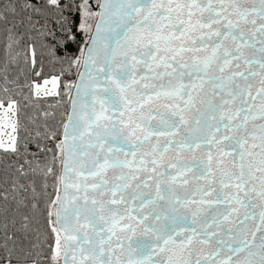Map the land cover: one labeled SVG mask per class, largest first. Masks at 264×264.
I'll list each match as a JSON object with an SVG mask.
<instances>
[{"label": "snow or ice", "instance_id": "obj_1", "mask_svg": "<svg viewBox=\"0 0 264 264\" xmlns=\"http://www.w3.org/2000/svg\"><path fill=\"white\" fill-rule=\"evenodd\" d=\"M111 2L101 5L96 34L90 35L87 12H81L78 24L63 15L75 10L71 0L63 6L61 0H0L6 54L35 32L54 57V71L71 75L82 66L77 89L86 78L90 81V91H78L72 99L63 139L54 149L38 141L34 159H25L33 173L39 169L45 176L47 225L54 234V244L48 245L51 264H264V0H123L115 10ZM37 17L44 20L39 28ZM105 38L109 43L100 63L96 44ZM242 64L247 75L239 71ZM256 77L258 86L240 83ZM49 82L55 86L58 78ZM220 92L231 99L218 106L209 97ZM15 106L10 101L7 112L15 115ZM11 127L15 132L16 124ZM0 149L19 158L15 136L7 143L0 140ZM195 149L205 155L181 159L183 150ZM29 169L4 165L0 264H42L39 244L24 247L16 235L23 229L28 239L29 224L17 229L15 216L28 207L20 177L26 178ZM188 173L205 183L185 187L190 181L181 178ZM49 176L52 192L47 191ZM34 183L28 187L35 196ZM178 188H184L183 195ZM253 196L261 211L259 224L249 231L257 207ZM193 204L205 207L189 219ZM37 207L32 203L33 210ZM239 208L248 211L236 224L232 217ZM140 226L141 237L133 239ZM33 231L38 242L47 236ZM129 232L132 236H125ZM122 236L128 240L126 249ZM196 245L210 250L205 254ZM225 247L235 261L222 257Z\"/></svg>", "mask_w": 264, "mask_h": 264}, {"label": "trees", "instance_id": "obj_2", "mask_svg": "<svg viewBox=\"0 0 264 264\" xmlns=\"http://www.w3.org/2000/svg\"><path fill=\"white\" fill-rule=\"evenodd\" d=\"M69 2L70 0H61V5L63 6ZM71 2L76 5L75 10H65L63 15L73 18L78 24L80 18L79 0H71ZM53 11L55 10L53 9ZM37 19L40 20V23L37 24L39 28L44 24V20L39 17ZM49 27L55 28L54 20H49ZM20 31L23 32L24 29H20ZM30 34L32 35V39H28V36L25 35L19 44L13 45L8 50L7 54L4 51V43L0 40V101H3L4 104L10 101L15 102V134L19 151V158H17V153L11 151L4 152L0 149V180L5 175V163L23 165L25 169H29V166L25 164V159L29 161L34 159L31 153L37 151L35 145L38 141L47 147L55 148L56 143L59 142L68 111L72 84L79 69L74 68L71 75H61L58 71H54V57L41 43L44 38L35 32H31ZM51 76L58 78L57 93L54 95H34L33 83L41 82L43 79ZM5 77L7 81H5ZM4 88H7L8 91L5 92ZM52 133H56L55 139L48 138ZM25 146L27 147V151H25ZM51 155V153H48L49 163H51ZM38 159L43 162L45 159L44 154H41ZM33 180L35 181L33 186L36 188L35 196L32 188L28 187ZM47 181V191L52 192V178L50 176L47 177ZM44 182L45 176L39 169L35 173L29 169L26 178L20 177V183L27 187L26 192L21 191V196L25 198V203L28 207H21L19 209V212L15 216V227L20 229L21 224H29L27 240L24 239L23 229L16 233L19 242L24 247H31L33 243H38L39 247L36 251L43 253L41 256L42 264H51L49 258L51 249L48 245L54 244V234L47 225V210L45 206L47 197L43 195L45 192ZM32 203H37L38 207L36 210L31 208ZM11 207H15V205L12 204ZM24 215L29 216L28 221L22 219ZM33 229L46 233V238L42 235L38 242L35 239L36 232ZM28 264H32V261L29 260ZM58 264H60V261Z\"/></svg>", "mask_w": 264, "mask_h": 264}, {"label": "water", "instance_id": "obj_3", "mask_svg": "<svg viewBox=\"0 0 264 264\" xmlns=\"http://www.w3.org/2000/svg\"><path fill=\"white\" fill-rule=\"evenodd\" d=\"M122 2H123V0H112L111 6H112L113 10H115V8ZM105 3H106V0H99L98 3H97V6L95 7L96 16H95V20H94L93 26L91 28L90 35H95L96 34V23L100 20V15L103 14V12H104V10L101 8V5L105 4ZM247 27H251V26L249 25ZM102 35L106 36V33H102ZM108 43L109 42H108V40L106 38L97 40L96 48H97V50L99 52V55L96 58H97V61L100 62V63H102L103 60H104L105 49L107 48ZM249 55H251V52H249ZM235 63H236V61L233 62V70H235V67H234ZM252 70L258 71V66H254ZM82 71H84V68L81 66V67H79V69L77 71V74L75 76L74 82L72 84V88H71L70 96H69L68 111H67V114H66V118H65V121H64V124H63V128H62V131H61V135H60L59 141L63 139L64 125L66 123H68V117H69V115H71L73 113L72 99L77 96L78 91H85V90L90 91V89H88V87H87V85L90 83L88 78L85 79L84 85L82 86V88L80 90H78L77 87H76V85L78 83H80V81H79V72H82ZM239 71H243L247 75L249 70H248L247 66L242 64L241 68L239 69ZM217 74L219 75V73H217ZM225 74L227 75L228 73L226 72ZM240 83L242 85H244L246 83H252V84L258 86L259 77H256L253 80H250V81H247V82H245L243 80H240ZM205 87L209 91H211L212 88H213V86L210 85V84L205 85ZM209 99L213 100V102L216 103L219 106L220 104H222V102L224 100H230L231 97L227 96L224 92H220L217 96L209 97ZM81 103H82L81 101L77 102V111H79V109L81 107ZM152 107H156V105H152ZM161 111H163V109H161ZM145 112H147V108L145 109ZM153 123H155V121H153ZM257 123H261V121H257ZM169 138L171 139L173 137H169ZM174 138L177 139V140L180 139L179 136H176ZM84 139L87 140L88 137L85 136ZM161 139H164V138H161ZM153 142H155V141H153ZM86 150L89 151V152H95L96 151V149H94V148H90V149H86ZM118 155L120 156L121 159H125V156L122 153H120ZM168 155L170 157H172L173 162H175V159H176L175 152L174 151H170L168 153ZM204 155H205V153L203 151H201L200 149H195L194 151H191V152L187 151V150H183L182 151V155H181V159H183L184 161H190L193 157L202 158ZM127 158L131 159L130 156L127 157ZM225 164L228 167H231L232 161L229 160L226 157L225 158ZM233 170H236V169H233ZM181 179H188L190 181V184L185 186L187 188L193 187L196 183H199V184H204L205 183L203 180H200V181L194 180L192 173H188L186 177H182ZM178 183H179V181H178ZM214 186L215 187H219L218 184L214 185ZM226 191H227V189H226ZM178 192L181 195H183L184 194V188H178ZM241 196L243 197V193H241ZM196 198L199 199L200 197H196ZM253 198H254V202L256 203L257 207L254 210L255 211V218L248 221L247 228L249 229V231H254L255 230V226L259 224V214H260V211H261V208L259 207L260 200L258 198H255L254 196H253ZM204 199H208V200L214 199V196H212V197H204ZM204 207L205 206H203V205H197V204L189 205V208L191 209V211H188L186 213V215L189 217V219H191L192 216H193V212L197 208H204ZM181 211H183V209H181ZM247 211H248L247 209L239 208V212L235 216L232 217V219L235 221L236 224H238L240 220H243V218L245 216V213ZM237 216L239 217L238 219H237ZM230 226L231 225H228V224L224 225L225 228L230 227ZM141 234H142V226L137 228L135 236H132V233H130V232L125 234V236H132L133 239H137V238L141 237ZM256 235H257V242H258L260 233L257 232ZM125 236H122V239H123V242L125 244V249H126L127 248V244H128V240L125 238ZM220 238H223V237H220ZM247 238L249 240L252 239L251 235H248ZM196 247H197V249H201L205 254L210 250V249L207 248V246L196 245ZM166 255H167L166 253L165 254H161V256H166ZM228 256H232L233 261H235L237 259V257L234 256L233 253L228 252L226 247H225V250L222 253V257L223 258H227ZM243 256H244V254L241 253L240 254V258L242 259ZM155 258L159 259L160 257H155ZM60 264H63V260H60Z\"/></svg>", "mask_w": 264, "mask_h": 264}, {"label": "rangeland", "instance_id": "obj_4", "mask_svg": "<svg viewBox=\"0 0 264 264\" xmlns=\"http://www.w3.org/2000/svg\"><path fill=\"white\" fill-rule=\"evenodd\" d=\"M99 0H79V11H80V18L81 19V12H87L89 15L85 17L87 23L93 26L96 10L95 7L97 6ZM53 76L43 79L41 82L33 83V94L34 95H54L57 93L58 83L54 86L53 84L45 83V81H51ZM68 85V83H66ZM39 87L41 91L37 93L36 88ZM9 103V102H8ZM7 103V104H8ZM7 104H4V108L0 109V140H3L7 143L9 136H15V132L12 131V123L16 124V117L15 115H11V113L7 112ZM15 112V108L13 109Z\"/></svg>", "mask_w": 264, "mask_h": 264}]
</instances>
